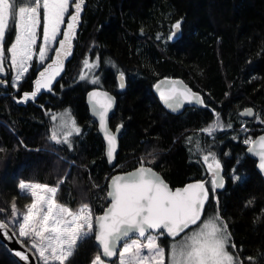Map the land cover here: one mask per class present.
Wrapping results in <instances>:
<instances>
[{
  "label": "trees",
  "instance_id": "trees-1",
  "mask_svg": "<svg viewBox=\"0 0 264 264\" xmlns=\"http://www.w3.org/2000/svg\"><path fill=\"white\" fill-rule=\"evenodd\" d=\"M177 21L179 38L169 40ZM71 51L53 91L35 101L14 99L32 90L34 71L19 92L0 86V218L11 221L13 203L22 213L31 202L20 195L21 181L56 186L62 179L57 202L73 210L87 204L98 215L107 205L108 178L137 167L140 159L151 160L146 165L173 187L204 180L200 153L187 143L191 136L221 161L225 184L215 195L236 252L242 259L253 257L245 264H264V182L242 144L264 131V0H86ZM91 56L102 74L100 88L117 100L110 116L111 127L122 125L115 168L107 165L86 103L87 91L96 85L79 79L82 61ZM118 73L124 76L122 88ZM163 76L183 78L201 93L204 105L167 112L152 91ZM245 107L254 110L249 119L240 115ZM64 108L81 128L71 150L49 140L51 121L45 113ZM215 113L232 128L213 138L201 129ZM206 208L212 214L217 206ZM159 243L167 251L170 240L164 236ZM97 253L93 234L78 241L66 264H90ZM113 261L118 264V256ZM0 264H17L2 244Z\"/></svg>",
  "mask_w": 264,
  "mask_h": 264
},
{
  "label": "snow or ice",
  "instance_id": "snow-or-ice-1",
  "mask_svg": "<svg viewBox=\"0 0 264 264\" xmlns=\"http://www.w3.org/2000/svg\"><path fill=\"white\" fill-rule=\"evenodd\" d=\"M85 3L86 0H0V86H10L19 92L21 83L31 78L32 71L36 73L32 90L14 97L16 103L35 101L42 92L53 91V83L63 71L64 61L72 54ZM70 8L73 11L70 12ZM62 26H65L63 30ZM180 28V21L172 25L168 39H178ZM9 34L13 36L10 43L6 41ZM157 39L160 37L157 36ZM57 44L58 47H53ZM96 66V62L90 63L87 58L83 60V67L89 73ZM9 76L10 79L7 78ZM120 76L123 80V73ZM79 79L98 83L94 76L83 71ZM120 86L124 87L123 83ZM160 94L172 110L180 109L185 103L204 105L198 93L186 86L177 87V82L171 84L168 95L163 91ZM89 96L92 112L98 117L106 142V158L111 162L117 152V135L107 123L112 98L106 92L97 91L90 92ZM45 114L51 121L49 140L56 145H66L71 150L73 138L81 135V128L70 110L59 114L47 111ZM240 115L252 116L253 112L245 109ZM261 122L264 123V120ZM231 128V122L225 124L215 113V119L201 132L214 138L218 131ZM119 131L117 128L116 132ZM242 131H247L246 127H242ZM242 142L247 146L246 154L258 157V168L264 171V135L255 139L248 136ZM187 143L193 145L190 151L200 153L197 162L205 169L204 180L172 189L151 167L145 166L146 163L151 164V160L146 162L141 159L135 171L109 178L108 203L99 215H95L87 204L76 210L59 204L56 195L64 183L62 179L56 186L21 182L20 195L30 198L31 202L22 213L18 212L15 203L12 204L13 219L0 221V234L7 235L10 228L11 236H16L18 232L17 242L25 251L17 250L15 256L27 262V253H32L43 264H66L74 254L78 241L93 234L102 252L95 255L91 264H106L102 257L117 256L118 264L252 262L253 257L242 259L236 252L228 223L218 210L219 201L215 194L225 184L221 161L210 146L202 148L196 138L188 137ZM233 179L239 180L240 177L233 175ZM213 202L217 208L209 215L206 206ZM164 236L170 240L167 251L159 243ZM120 245L122 247L117 251ZM112 264H117V261Z\"/></svg>",
  "mask_w": 264,
  "mask_h": 264
},
{
  "label": "water",
  "instance_id": "water-1",
  "mask_svg": "<svg viewBox=\"0 0 264 264\" xmlns=\"http://www.w3.org/2000/svg\"><path fill=\"white\" fill-rule=\"evenodd\" d=\"M178 35H179V33H178ZM120 74H121V73H118V74H117V80L119 81V85H121V83H123V85H125V84H124V76H123V80H121V76H120ZM173 82H177V87L183 88L184 86H186L187 88L191 89L192 92L198 93V94L202 97L201 93L198 92V91H196V90H193V89L189 86V84H188L183 78H181V77H174V76H171V77L163 76V77L159 78V79L156 81V83H155L154 86H153L152 91H153V93H154L156 99L160 102L161 105H163V106L167 109L168 112H170V113H178V112L182 111L183 109H185V108L191 106L190 104L185 103V104L183 105V107H181V108L178 109V110H172V109H169V108H168V106H167V104L165 103V101L161 98V94H160V93H161V91H163V92L165 93V95H168V94H169V90H170V86H171V84H172ZM179 82H182V83H179ZM158 85H159V87H157ZM120 87H121V86H120ZM121 88H122V87H121ZM92 91L106 92V93L108 94V96L112 98V101H113V103H112V107H111V109L109 110V113H108V121H107V123H108V127H109V129H110L114 134L117 135V152H116V154L114 155V159H113L111 162H108V160H107V158H106V142H105V140H104V138H103V132H102V130H100V128H99L98 117H95L94 114H93V112H92V107H91V105H92V101H91V98H90V96H89V93L92 92ZM85 97H86V103H87V105H88L90 115L93 117V119L95 120V122H96V124H97V131H98V134H99V136L101 137L102 142H103V146H104V157H105V160H106V162H107V165H108L110 168H115V167H116V157H117V154H118V151H119V147H120V144H119V136H120V132H121V129H122L121 124H119V125H117V126H115V127H111V126H110V116H111L112 113L114 112V109H115V106H116V102H117V100H116V96H115L113 93H111L110 91L106 90V89H103V88H100V87H92V88H90V89L87 91ZM196 106L200 107V106H202V105H196ZM245 109H251L252 112H253V115H254V110H253V108H251V107H247V108H245ZM245 109H243L241 112H243ZM253 115H252V116H253ZM252 116H242V118H244V119H249V118H251ZM117 128L120 129V131H119L118 133L116 132V129H117ZM261 135H264V131H263V132H260V133H258V134H256V135L254 136L253 139L258 138V137L261 136ZM246 155L249 156L250 158H252V159L255 160V162H256V163H255V169H256V171L260 174V176H261V178H262V180H263V182H264V171H262V170H260V169L258 168V157H257V158H253L252 156H250V155H248V154H246ZM145 166L151 167V166L146 165V164H145ZM138 167H139V166L134 167V168L129 169V170H126V171L115 172V173H113L110 177L115 176V175H124V174L130 173V172H132V171H135ZM151 168H152V169H153V170H154V171H155V172H156V173H157V174H158V175H159V176L165 181V183H167L172 189L179 188V187H183V186H185V185L188 184V183L195 182V180H192V181L187 182V183L184 184V185H178V186H174V187H173V186H171V185L169 184V182H167V181L165 180V178L163 177V175H162L159 171H157V170L154 169L153 167H151ZM222 174H223V173H222ZM110 177H109V178H110ZM109 178H108V180H107V185H108V183H109ZM107 191H108V188H107ZM107 191H106V193H107ZM107 203H108V201H107ZM106 206H107V205H106ZM106 206H105V207H106ZM103 210H104V209H103ZM103 210H102V212H103ZM102 212L99 213V214H102ZM99 214H98V215H99ZM0 221H3V220L0 218ZM11 231H12V230H11V228H10V229L8 230L7 235L0 234V244H2V245L5 247V249H6L7 252L10 254V256L14 259V261H15L17 264H39L38 259H36L35 257H33L32 253H27V254L29 255V261H27V262H25V261H21L19 257L15 256V251H17V250H19V251H25V249H24V248H21L20 244L17 242L18 235H16V236H11ZM10 236H11V239L9 238ZM165 237L168 238L167 236H165ZM133 238H135V237H133ZM94 243H95L96 247L98 248V246H97V242L95 241V239H94ZM118 249H119V246H118ZM118 249H117V251H118ZM99 251L102 252V250H100V249H99ZM115 258H116V257H112V258H104V257H102V259H105V261H107V262H112Z\"/></svg>",
  "mask_w": 264,
  "mask_h": 264
},
{
  "label": "rangeland",
  "instance_id": "rangeland-1",
  "mask_svg": "<svg viewBox=\"0 0 264 264\" xmlns=\"http://www.w3.org/2000/svg\"><path fill=\"white\" fill-rule=\"evenodd\" d=\"M38 43H39V41H38ZM53 47H58V44L57 45H53ZM50 55L51 56H54V53H50ZM87 59H89V61H90V63H92V62H96V59L93 57V56H91V57H87ZM48 62H50V61H46V63H48ZM82 64H83V61H82ZM96 64H97V62H96ZM82 71L85 73V74H88V75H92V76H94L96 79H97V81H98V83H95V84H93V83H90V82H87L88 84H90V85H96V87H100V86H103V80H102V74L100 73V72H98V64H97V66L94 68V69H92V71H91V73H89L88 72V70L87 69H84V67L82 66ZM81 71V72H82ZM245 108H247V107H245ZM244 108V109H245ZM65 110H69L68 108H64V109H62V110H60V111H57V112H55L56 114H59V113H61V112H64ZM78 125V124H77ZM79 126V125H78ZM21 182H24V181H21ZM20 182V183H21ZM26 182V181H25ZM19 183V184H20ZM26 183H35V182H26ZM59 203V202H58ZM60 204V203H59ZM77 209H79V208H77ZM18 212H19V210H18ZM20 213V212H19ZM210 215V214H209ZM11 218L13 219V217H12V214H11ZM17 234H18V232H17ZM120 247H122V245L120 246ZM120 247H119V249H120ZM119 249H118V251H119ZM98 254V253H97ZM96 254V255H97ZM37 256H38V254H37ZM95 257V256H94ZM93 257V258H94ZM40 263L41 264H43V262L42 261H40ZM91 264V263H90ZM106 264H109V262H107L106 261Z\"/></svg>",
  "mask_w": 264,
  "mask_h": 264
},
{
  "label": "flooded vegetation",
  "instance_id": "flooded-vegetation-1",
  "mask_svg": "<svg viewBox=\"0 0 264 264\" xmlns=\"http://www.w3.org/2000/svg\"><path fill=\"white\" fill-rule=\"evenodd\" d=\"M163 106V105H162ZM191 106H193V107H198V106H196V105H191ZM191 106H189V107H191ZM164 107V106H163ZM165 108V107H164ZM188 108V107H187ZM166 109V108H165ZM186 109V108H185ZM185 109H183V110H185ZM182 110V111H183ZM166 111H167V109H166ZM182 111H180V112H182ZM168 112V111H167ZM180 112H178V114L180 113ZM170 113V112H169ZM171 114H175V113H171ZM169 239V238H168ZM230 250V249H229ZM231 251V250H230Z\"/></svg>",
  "mask_w": 264,
  "mask_h": 264
},
{
  "label": "built area",
  "instance_id": "built-area-1",
  "mask_svg": "<svg viewBox=\"0 0 264 264\" xmlns=\"http://www.w3.org/2000/svg\"><path fill=\"white\" fill-rule=\"evenodd\" d=\"M243 141V140H242ZM242 144L244 145V146H246L243 142H242ZM141 160V159H140ZM139 166V165H138Z\"/></svg>",
  "mask_w": 264,
  "mask_h": 264
}]
</instances>
